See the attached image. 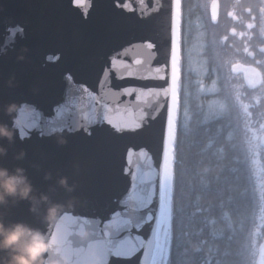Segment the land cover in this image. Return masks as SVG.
<instances>
[{
    "label": "water",
    "instance_id": "95a60500",
    "mask_svg": "<svg viewBox=\"0 0 264 264\" xmlns=\"http://www.w3.org/2000/svg\"><path fill=\"white\" fill-rule=\"evenodd\" d=\"M173 18L172 0H0V122L16 132L12 143L0 139L7 147L0 165L23 166L36 192L48 193L53 201L74 198L57 223L42 219L46 205L34 212L28 200L0 207V216L30 223L50 238L56 225L62 232L68 225V239L77 248L94 242L114 213L127 208L137 214L131 210L139 206L141 176L162 170L167 102L148 95L166 81L135 77L155 76V68L168 63ZM25 49V59H18ZM124 50L127 55H115ZM111 57L124 62L115 72ZM125 89L136 92L125 96ZM137 93H143L139 100ZM10 104L16 105L11 115L5 110ZM160 104L165 107L147 131L117 132L108 123L131 126L133 114L152 115ZM21 150L26 155L18 160ZM62 176L75 185L74 192L57 183ZM150 207L158 208V198ZM154 225L147 222L132 235L150 238ZM81 226L90 231L87 241L78 234ZM61 253L66 252L49 259ZM143 254L140 249L129 259L110 256L108 264H141Z\"/></svg>",
    "mask_w": 264,
    "mask_h": 264
},
{
    "label": "snow or ice",
    "instance_id": "6c2138e0",
    "mask_svg": "<svg viewBox=\"0 0 264 264\" xmlns=\"http://www.w3.org/2000/svg\"><path fill=\"white\" fill-rule=\"evenodd\" d=\"M142 2V0H141ZM239 2V0H237ZM174 6V18L172 25V36L170 46L169 61L164 67L155 68V76L135 77L137 79H156L166 81V85L160 90H149L148 95L157 98L163 97L167 102L166 122L163 134L162 150V170L157 173L149 172L147 179L141 176L139 180L141 195L136 199L139 206L132 209V215L128 209L124 213L116 212L113 218L103 224L99 233L94 234V242L85 246L73 248L68 239L70 229L65 225L62 232L61 226L56 225V234L52 236L54 247L64 250L69 255L73 264H108L110 256L129 259L140 249H144L143 260L141 264H168L169 249L172 242L170 229L173 224L174 216V192L176 186L175 164L177 156V144L179 135H192L202 128L208 136L207 148H211L216 137H219L222 127L215 129L209 127L211 122L226 121L227 127L231 128L229 139L234 133L243 137L242 143L232 144V149L237 152H243V159L239 161L240 175L236 177L237 185L247 181L250 185L249 192L251 200L259 209V215L252 216L253 231H249L244 236L236 251L237 259L235 264H264V59H254L256 52L250 51L248 39H251L254 33L240 31L236 28L231 29L232 36L247 37L242 49H236V52L246 53L253 57L250 63H241L227 55L228 35H223L219 39L208 40L206 36L197 40L196 51L200 57V74L196 81L197 94L211 92L215 97L205 102L203 98L198 105V112H193L192 116L197 115L202 118L197 123V129H193L189 123V111L191 108V94L185 93L186 99L183 105L184 122L178 126V119L182 109L181 90H182V71H181V0H172ZM210 7V20L217 22L219 20L220 0H210L205 8ZM254 9L258 10L260 37H264V0H258L257 3L250 4L246 11L251 14ZM228 15L233 19L239 20L235 12H229ZM257 16L252 15L247 23L248 29L257 27ZM147 47L155 48L151 42L145 41ZM209 50L213 56L209 58ZM127 50L117 52L116 56L127 55ZM259 54L264 57V42L259 46ZM136 64L142 63L140 59H134ZM215 63L216 71L208 67L210 63ZM123 60L117 61L114 57L109 59V67L113 72ZM108 68L102 72L106 76ZM129 77L133 74L128 73ZM214 75L212 86L206 87L203 82L204 77ZM117 79L123 77L117 76ZM254 90L248 92L245 88ZM135 89H125L123 94L131 96ZM143 93H137V100ZM251 102H245V99ZM164 104L158 105L154 114L149 115L143 110L139 116L133 114L132 125L123 121L113 123L108 120L117 132H141L151 128V122L159 115ZM253 110H256L258 119L253 120ZM127 111V110H126ZM147 121V123L145 122ZM90 134V133H89ZM205 149V150H206ZM131 151V149L129 150ZM142 154L147 153L142 149ZM159 176V180H156ZM133 180L136 177L133 176ZM200 182L207 187L209 181L201 177ZM154 197L158 198V208L150 207L153 205ZM228 221V227H233V221L227 213L223 217ZM155 225L151 231L150 238H142L140 235H132L135 229H140L145 223L153 221ZM248 217H242L239 221L243 228ZM258 220V223L256 221Z\"/></svg>",
    "mask_w": 264,
    "mask_h": 264
},
{
    "label": "trees",
    "instance_id": "16d2710c",
    "mask_svg": "<svg viewBox=\"0 0 264 264\" xmlns=\"http://www.w3.org/2000/svg\"><path fill=\"white\" fill-rule=\"evenodd\" d=\"M185 16V0H181L182 109L178 126L184 122L183 105L187 92L191 94L188 123L197 129L202 117H193L192 113L198 112L201 98L206 102L215 97L211 92L197 94L196 81L200 67L187 66L192 53L188 48ZM213 79L215 77L212 75L204 77L206 87L212 86ZM245 102L251 101L246 98ZM257 119V112L253 110V120ZM208 126L213 129L222 127L220 136L214 139L211 148L206 149L209 138L202 128L192 135L181 133L178 138L175 164L177 183L168 264H235L240 243L247 232L254 230L252 216L259 215V209L249 195L250 185L247 181L239 185L236 182L243 152H237L231 145L242 143V135L234 133L229 139L232 129L223 120L211 122ZM201 177L209 181L207 187L200 182ZM245 188L249 192H245ZM225 213L233 221L232 228L223 218ZM245 216L248 220L241 228L239 221ZM261 232L264 233V229Z\"/></svg>",
    "mask_w": 264,
    "mask_h": 264
},
{
    "label": "clouds",
    "instance_id": "9594fccd",
    "mask_svg": "<svg viewBox=\"0 0 264 264\" xmlns=\"http://www.w3.org/2000/svg\"><path fill=\"white\" fill-rule=\"evenodd\" d=\"M27 49L20 53L18 59H25ZM10 84L12 81L10 80ZM16 109L15 104L6 106V112L11 115ZM16 132L8 124L0 122V139L7 138L14 142ZM7 154V147L0 144V156ZM26 152L21 150L16 159L21 160ZM46 179L51 178V173L46 174ZM57 183L67 192L75 191V185L69 183L66 176L58 179ZM28 200L31 202V210L37 211L42 205H46L42 219L47 223H57L65 218V209L74 204V198L68 202L53 201L48 193H37L35 186L23 166L10 169L0 165V207L11 201ZM80 238L87 241L90 231L86 226H81L78 232ZM60 253L54 247L52 237L39 227H35L25 221H6L0 216V264H73L72 258L66 253H61L60 258L52 261L49 256Z\"/></svg>",
    "mask_w": 264,
    "mask_h": 264
},
{
    "label": "flooded vegetation",
    "instance_id": "af4514ba",
    "mask_svg": "<svg viewBox=\"0 0 264 264\" xmlns=\"http://www.w3.org/2000/svg\"><path fill=\"white\" fill-rule=\"evenodd\" d=\"M258 0H220V10H219V20L217 22H212L210 20L211 10L210 7L205 8V4L209 3L210 0H185V21L187 29V37L189 38L188 48L190 50V62L187 66H199L200 57L196 51L197 40L206 36L208 40L219 39L223 35L229 36V41L227 42V55L234 60H239L241 63H250L253 57L248 56L246 53L236 52V49H242L245 39L247 37L232 36L231 29L236 28L238 32H252L251 39H248V44L250 45V51L257 53L254 59L260 60L264 59L259 54V46L264 42V37L258 35L259 32V15L258 10L254 9L253 13L249 14L245 9L250 4L257 3ZM235 12L236 16L240 17L239 20L233 19L232 16L228 15L229 12ZM257 16V27L254 29H248L247 23L251 20V16ZM213 52L209 50L208 56L211 58ZM208 67L212 72L216 71L215 63H210ZM214 76V75H212ZM215 77V76H214ZM245 88L248 92H253L254 90Z\"/></svg>",
    "mask_w": 264,
    "mask_h": 264
}]
</instances>
